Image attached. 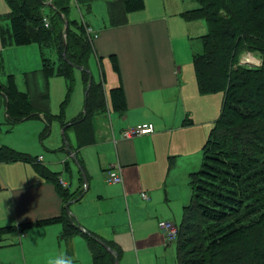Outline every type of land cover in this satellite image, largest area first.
Returning <instances> with one entry per match:
<instances>
[{
  "label": "trees",
  "instance_id": "16d2710c",
  "mask_svg": "<svg viewBox=\"0 0 264 264\" xmlns=\"http://www.w3.org/2000/svg\"><path fill=\"white\" fill-rule=\"evenodd\" d=\"M4 1L10 7L6 13L10 21L8 39L15 46L37 44L41 55V48L51 44L59 61L56 73L64 78L81 67V81L85 87L83 111L69 122H59L63 138L61 148L72 152L77 164V150L94 144L92 119L106 113L102 58L97 56L101 75L95 81L88 67L94 54L93 41L87 34L88 25L70 18L73 5L89 13L94 0ZM193 1L196 7L181 12L180 19L185 22L203 20L207 26L200 37L202 52L193 54L191 59L196 89L202 95L220 92L222 100L217 120L202 144L201 165L189 173L191 198L183 206L179 224L175 225V262L264 264V0ZM143 5V0L109 1L106 6L108 25L113 29L126 25L127 15L143 10ZM44 7L48 8L47 15L42 11ZM45 22L49 26L44 27ZM250 51L258 55L259 65L239 62L242 53ZM109 59L118 74L117 57L113 54ZM41 63L40 69L47 78L55 69L54 62L41 55ZM123 89L122 85L109 89L111 106L119 114L126 111ZM0 93L4 98V124L11 126L43 115L44 124L49 126L51 117L37 111L28 93L19 92L10 79L8 87L0 85ZM37 97L43 107L46 97L43 94ZM55 117L63 119L62 115ZM192 123L190 118L183 120L184 126ZM69 129L76 139L73 149L65 138ZM12 161L34 163L36 158L0 144V162ZM77 165L82 168L80 162ZM35 168L45 179L59 185L55 174L46 166L35 165ZM60 218L42 220L39 224L56 222ZM66 221L58 236L62 240H69L73 234L82 236L92 264H114V257L118 261L121 248L116 242L79 231L71 218ZM15 228L1 226L0 235ZM94 238H100L116 256L98 245Z\"/></svg>",
  "mask_w": 264,
  "mask_h": 264
},
{
  "label": "crops",
  "instance_id": "0c3cea01",
  "mask_svg": "<svg viewBox=\"0 0 264 264\" xmlns=\"http://www.w3.org/2000/svg\"><path fill=\"white\" fill-rule=\"evenodd\" d=\"M76 9L80 12L78 7ZM90 13L91 6L88 15ZM107 20L108 17L105 16L102 25L96 27L98 30L82 19L81 22L88 25L97 66L101 63H98L97 56L101 57L102 61L113 54L117 57L120 72L115 85H122L124 88L126 111L122 114L114 111L110 94L105 92L106 80L103 79L106 113L95 115L92 119L94 144L81 146L77 150V164L80 162L82 165L78 170L80 176L78 184H75L76 186L73 184L70 176L71 166L67 165L69 159L73 160V153L63 148L60 152L65 154V159L57 162L60 166L63 165L64 171L69 172L68 181L62 180L57 172L42 164L41 156L36 157L34 163L0 162V195L7 199L6 202L0 201V217L13 218L7 224L0 222V228L5 225L16 226L15 230L29 228L28 232L34 233L44 228L42 235L26 240L28 246L31 240L34 241L35 247L45 241L46 262L49 258L57 256L59 251V255L67 254L74 262L79 259L81 264H92L90 251L82 236L73 234L69 240H62L58 236L59 232L64 230L66 219L71 218L76 222V226L89 234L100 236L107 242H116L121 248L118 264H147V255L138 247V243L146 250L156 246L165 251L169 244L165 243L164 234L158 228V220L162 218H158L157 215L166 216L167 219L162 220H168L171 213L176 211L175 215L180 221L183 206L188 204L191 198L187 189V185H190L189 173L199 167L197 164L188 166L181 172L182 180L172 174L182 159L190 158L185 156V147L191 143L189 135H185V130L194 125V120L192 119L193 123L190 126H184L183 120L185 117L190 118L188 115H192L194 111L185 104L191 96L185 94L181 78L183 68L173 62L175 58L170 55L167 48L164 28L157 22L147 21L134 22L132 25L126 23V26L113 29ZM140 31L144 32L142 34L148 38L150 44L144 49L140 44L138 35ZM151 40L155 43H151ZM112 113L118 115L121 120L127 119L128 128L123 131L150 123L153 129L149 134L121 139L120 133L118 135L113 133L110 122ZM68 141L72 149L76 147L75 137L74 143L70 138ZM94 157L101 169L100 175L112 166L120 170L121 184L103 182L108 189L113 187L115 193H103L96 189L102 179L99 173L94 175L93 167L90 165V160ZM53 164L52 169L58 165ZM35 165L46 166L47 170L55 174L57 180L58 178L62 180L65 186L60 185V182L58 185L54 180L45 179L36 171ZM30 171L36 176L34 182L30 181ZM82 172L86 184L81 178ZM180 184H185V191L182 188L179 191ZM142 193L145 194V198ZM87 195L92 198L84 201ZM70 201H72L68 206L70 214H66L64 206ZM60 216L62 219L56 222L39 224L42 220L48 221ZM172 223L177 225L176 221ZM120 226L123 227L118 231L116 227ZM144 231L153 233L146 234ZM155 231L160 233L162 244ZM3 234L0 235V241ZM126 235L128 242L124 239ZM19 237L23 240L25 235L19 234ZM83 242L87 256L81 254L80 244ZM123 247L127 249L126 255Z\"/></svg>",
  "mask_w": 264,
  "mask_h": 264
},
{
  "label": "rangeland",
  "instance_id": "374dc122",
  "mask_svg": "<svg viewBox=\"0 0 264 264\" xmlns=\"http://www.w3.org/2000/svg\"><path fill=\"white\" fill-rule=\"evenodd\" d=\"M115 2V0H94L91 4V13L88 15L82 8H79L80 12L73 5L70 12V18L73 20L81 21L84 20L90 24L95 30H98L107 16L106 6L108 2ZM143 10L135 11L125 19V24L132 25L134 22L146 23L152 21L159 23L164 30L167 38V48L170 55L175 58L174 64L182 66V85L184 86L185 94L191 96V99L185 101V104L191 108L194 113L188 115L190 119L194 120V125L188 127L185 130V135H189L191 143H188L185 147V156H190L188 160L182 159L175 171H172L173 176H176L179 180H182L181 172L184 171L188 166L197 164L200 166L202 156V143L206 140L209 128L213 127L214 122L220 113L222 93H209L202 95L196 91V78L194 77L193 63L191 61L193 54H199L202 52L201 39L202 33L204 34L207 30L205 21H188L185 22L180 19V14L184 10L196 7L193 0H143ZM10 9L8 3L4 0H0V85L2 88L8 87V81L11 80L12 84L19 92H27L30 99L35 102L34 108L38 111H43L46 116L51 117L49 126L44 124L43 115H40L36 119H26L18 124H12L8 126L4 124L5 117L2 110V96L0 93V144L7 146L10 149L16 150L18 153L31 156V158L40 157L42 164L46 165L53 172H57L62 180L68 181L69 172L64 171L63 165L60 166V162L65 159V154L60 152L62 149L61 143L63 140L61 133L62 129L59 122H69L71 119H75L83 111L82 105L84 104V84L81 81V71L73 70L71 76L64 78L56 73V66L59 64L57 55L54 52V48L51 44L43 46L40 50L43 58L54 62V70L49 77H45L42 73L41 68V55H39L38 45H22L20 47L15 46L9 37V16L6 14ZM48 8L42 9L45 15L48 14ZM126 26V25H125ZM97 27V28H96ZM144 32H138L141 41V47L150 46L148 38L144 37ZM88 36L90 32L87 30ZM90 37V36H89ZM4 39V42L2 41ZM151 43H155L152 40ZM126 47V46H125ZM124 48V47H123ZM258 55L253 52L242 53L239 62L241 64L249 63L251 66L259 65ZM95 57L92 55L89 60L88 67L91 72L92 79H97L99 76V67L97 66ZM102 71L104 73V80H106L104 86L106 87L105 92H109V89L115 87L118 80V74L111 66V60L106 58L101 62ZM11 75V77H9ZM99 80V77L98 79ZM114 85V86H113ZM104 89V88H103ZM39 94H43L46 97V101L42 107V103L37 97ZM2 99V100H1ZM4 103V100H3ZM191 112V111H188ZM55 115H62L61 120H58ZM110 122L112 123L113 133L120 136L122 135L123 129L128 128L127 119H120L116 114L111 115ZM47 127V128H46ZM134 128V126H133ZM72 129L67 130L65 138H69L74 143V137L72 135ZM69 136V138H68ZM122 139V136H121ZM39 159V158H38ZM59 163H58V162ZM72 159L68 160L69 166H71V174L73 184H78V166L75 165ZM54 163V164H53ZM58 164L54 166L52 164ZM90 165L93 167L94 175L99 173L102 179L101 183L98 184L97 190L103 193H115L113 187L108 189L103 184L104 179L102 178L101 169L96 163V158L90 160ZM196 166V167H197ZM30 181L34 182L36 176H33V172L30 171ZM60 177V178H61ZM73 185V188H74ZM75 185V186H76ZM185 184H180L179 191L182 188L183 191ZM187 189L191 190L187 185ZM1 193V192H0ZM9 197V196H7ZM181 197V195H180ZM179 197V199H180ZM92 198L87 195L84 201ZM178 199V200H179ZM188 200V199H187ZM0 201L6 202L7 199L0 195ZM176 211L172 212L170 219L177 225L179 220L176 217ZM5 216V215H4ZM8 217V216H7ZM158 218L167 219L166 216H158ZM3 219V221L1 220ZM13 219V218H12ZM11 217L5 218L0 217V222L7 224L12 221ZM158 221H172L162 220ZM172 221V222H173ZM176 225V224H175ZM123 226L116 227L119 231ZM48 228V227H47ZM48 229H52L51 227ZM48 229H46L48 231ZM28 229L15 230L13 232L4 233L1 236L0 241V264H47L45 256V241L43 244L35 247L34 241H30L29 246L27 238L32 239L40 236L44 232V228L38 230V232L30 231ZM146 234L153 233L151 231H144ZM157 232V231H155ZM19 234H24L25 238L21 240ZM159 236L160 244H162V238L160 233H156ZM28 235L30 237H28ZM82 239V238H79ZM126 242H128V235L124 236ZM82 241H84L82 239ZM81 245V254L87 256V250L84 249V242ZM127 246V243H126ZM141 248L142 252L147 255V264H175L176 245L171 240L167 245L165 251H162L159 247H153L150 250ZM124 255L127 253V249L122 248ZM59 255V251L57 253ZM74 264H81L79 259H76Z\"/></svg>",
  "mask_w": 264,
  "mask_h": 264
},
{
  "label": "built area",
  "instance_id": "2783aa9c",
  "mask_svg": "<svg viewBox=\"0 0 264 264\" xmlns=\"http://www.w3.org/2000/svg\"><path fill=\"white\" fill-rule=\"evenodd\" d=\"M46 22L44 23V27ZM153 129V125L147 124V125H139L136 126V128L130 129V130H125L122 132V137L125 138H132L135 137L139 134L145 135L149 134L151 130ZM120 170L115 169L114 166L108 168L104 173L102 174V178L104 179V182L110 184V183H116V184H121L122 178H120ZM60 185L65 186L63 181L58 178ZM144 198L146 197L144 193L141 194ZM176 226L171 222H164V221H158V228L161 232H163L164 237H165V243L169 244L171 240L175 241L176 236H177V231H176Z\"/></svg>",
  "mask_w": 264,
  "mask_h": 264
},
{
  "label": "water",
  "instance_id": "95a60500",
  "mask_svg": "<svg viewBox=\"0 0 264 264\" xmlns=\"http://www.w3.org/2000/svg\"><path fill=\"white\" fill-rule=\"evenodd\" d=\"M80 68L81 67H78V68H76L77 70L79 69L80 70ZM90 84H91V82H89L88 83V87L90 86ZM73 158V157H72ZM73 162H74V164L76 163L75 161V159L73 158ZM78 168H80L79 166H78ZM84 173L82 172V175H81V178L83 179V182H84V184H86V179H85V177H84V175H83ZM72 201H70L69 203H66L65 204V206H64V208H65V210L67 211V213H69L70 214V211H69V204L71 203ZM78 228L80 229L79 231H81V232H83L84 230L81 228V227H79L78 226ZM94 240L98 243V245L100 244L104 249H106V251H108V252H110V253H112V254H114L115 256H116V253H115V251L114 250H112V249H110V248H108L105 244H104V242L99 238H94ZM114 264H118V261H117V259H116V257H114Z\"/></svg>",
  "mask_w": 264,
  "mask_h": 264
},
{
  "label": "clouds",
  "instance_id": "9594fccd",
  "mask_svg": "<svg viewBox=\"0 0 264 264\" xmlns=\"http://www.w3.org/2000/svg\"><path fill=\"white\" fill-rule=\"evenodd\" d=\"M45 26H49L47 23ZM47 264H74V260L71 256L67 254H60L53 258H49Z\"/></svg>",
  "mask_w": 264,
  "mask_h": 264
}]
</instances>
